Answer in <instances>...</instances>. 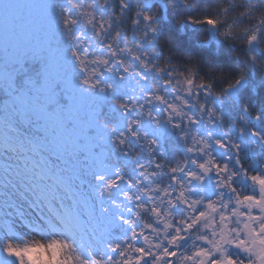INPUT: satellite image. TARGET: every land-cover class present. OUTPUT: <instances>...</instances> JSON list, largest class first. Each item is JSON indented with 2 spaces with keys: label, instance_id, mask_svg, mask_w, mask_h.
Instances as JSON below:
<instances>
[{
  "label": "snow or ice",
  "instance_id": "obj_1",
  "mask_svg": "<svg viewBox=\"0 0 264 264\" xmlns=\"http://www.w3.org/2000/svg\"><path fill=\"white\" fill-rule=\"evenodd\" d=\"M0 264H264V0H0Z\"/></svg>",
  "mask_w": 264,
  "mask_h": 264
},
{
  "label": "trees",
  "instance_id": "obj_2",
  "mask_svg": "<svg viewBox=\"0 0 264 264\" xmlns=\"http://www.w3.org/2000/svg\"><path fill=\"white\" fill-rule=\"evenodd\" d=\"M162 42H167L169 46H171L174 49L180 48L183 44L184 38L174 31H165L161 35ZM166 51V50H165ZM163 58V53H162Z\"/></svg>",
  "mask_w": 264,
  "mask_h": 264
},
{
  "label": "rangeland",
  "instance_id": "obj_3",
  "mask_svg": "<svg viewBox=\"0 0 264 264\" xmlns=\"http://www.w3.org/2000/svg\"><path fill=\"white\" fill-rule=\"evenodd\" d=\"M25 239H36V240H38V239H40V237H38V236H36V237L27 236V237H25ZM41 255L47 256V253H41Z\"/></svg>",
  "mask_w": 264,
  "mask_h": 264
}]
</instances>
